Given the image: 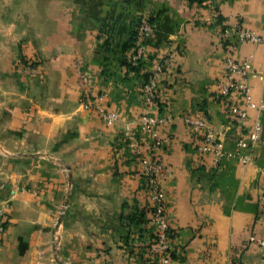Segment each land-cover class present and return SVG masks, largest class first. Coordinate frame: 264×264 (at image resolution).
<instances>
[{"label": "crops", "instance_id": "0c3cea01", "mask_svg": "<svg viewBox=\"0 0 264 264\" xmlns=\"http://www.w3.org/2000/svg\"><path fill=\"white\" fill-rule=\"evenodd\" d=\"M202 1L0 0V197L9 202L0 264H159L144 165L124 123L137 127L142 87L162 63L153 113L166 119L158 154L169 169L174 264H264V0ZM145 20L154 31L143 39L136 28ZM238 25L262 39L236 50L239 60L252 56L258 107L244 121L228 108L241 97L216 89L227 58L222 31ZM79 62L121 123L107 126L81 105ZM189 115L206 116L228 151L260 122L255 162L202 156Z\"/></svg>", "mask_w": 264, "mask_h": 264}, {"label": "built area", "instance_id": "2783aa9c", "mask_svg": "<svg viewBox=\"0 0 264 264\" xmlns=\"http://www.w3.org/2000/svg\"><path fill=\"white\" fill-rule=\"evenodd\" d=\"M138 34L145 39L152 35L154 25L149 20L142 21L136 28ZM222 43L227 55L224 76L217 81V95L223 98H230L234 95L241 97L230 109V115L240 121H244L250 109H258L254 102L252 89L249 85L250 67L252 56L239 60L236 50L239 43H261V37L254 31L238 25L235 28L225 27L222 31ZM145 44L138 47L132 55V65L139 66L145 56ZM165 63L158 64L151 73L150 79L142 87L144 101V112L137 124L138 129L151 138L150 142H142L137 133L138 129L134 123H124V136L132 154L143 161L144 176L147 179V189L150 193L149 209L150 224L153 228L154 244L152 252L159 264H174L173 259V238L170 221L167 213V198L164 191L165 180L168 177L169 169L162 162L158 152L163 148L166 140L159 134L158 127L166 122V119L154 115L158 107L160 97L159 88L165 77ZM29 72L34 71L31 66ZM78 79L82 91L81 105L94 111L107 126H114L121 123L122 117L112 111L107 104L109 94L107 91L97 92L95 77L84 62L78 63ZM185 122L190 127L194 137L197 139L198 151L202 156L212 155L216 164L227 159H235L240 164L252 165L255 162L253 155L254 145L260 140L262 125L257 122L250 130L247 138L237 141V150L228 151L224 148L222 141L216 136L209 119L206 116H186ZM137 131H136V129ZM9 202L0 197V236L7 230V210ZM264 246V241H259Z\"/></svg>", "mask_w": 264, "mask_h": 264}, {"label": "trees", "instance_id": "16d2710c", "mask_svg": "<svg viewBox=\"0 0 264 264\" xmlns=\"http://www.w3.org/2000/svg\"><path fill=\"white\" fill-rule=\"evenodd\" d=\"M193 1L198 3V4H203L202 0H193ZM129 68H130L131 71L140 69V67H135V66H132V65H129ZM149 211H150V209H149Z\"/></svg>", "mask_w": 264, "mask_h": 264}, {"label": "rangeland", "instance_id": "374dc122", "mask_svg": "<svg viewBox=\"0 0 264 264\" xmlns=\"http://www.w3.org/2000/svg\"><path fill=\"white\" fill-rule=\"evenodd\" d=\"M31 68H34V65H32Z\"/></svg>", "mask_w": 264, "mask_h": 264}]
</instances>
